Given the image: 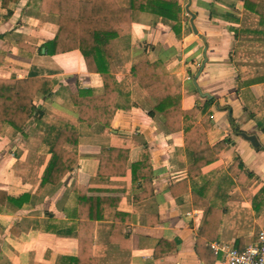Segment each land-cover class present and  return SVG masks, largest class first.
<instances>
[{"label": "crops", "instance_id": "crops-1", "mask_svg": "<svg viewBox=\"0 0 264 264\" xmlns=\"http://www.w3.org/2000/svg\"><path fill=\"white\" fill-rule=\"evenodd\" d=\"M243 2L191 0L200 37L189 16L175 34L174 21L143 13L128 37L112 41L119 79L135 62L159 59L181 86L182 107H197L198 120L210 115L209 143L225 146L197 185L239 164L252 175L229 195L219 238L206 243L201 259L195 243L208 202L171 189L186 178L182 133L167 134L133 87L131 104L117 109L109 127L79 123L70 95L99 88V76L85 70L77 51L39 53L57 16L33 0H0V82L42 77L52 85L34 99L27 137L12 128L0 134V264H222L210 246L238 250L257 241L264 205L255 211L251 204L264 186V22ZM57 122L77 128V166L60 184L40 185L49 157L37 151L39 127ZM5 195L12 201L3 202Z\"/></svg>", "mask_w": 264, "mask_h": 264}, {"label": "trees", "instance_id": "trees-1", "mask_svg": "<svg viewBox=\"0 0 264 264\" xmlns=\"http://www.w3.org/2000/svg\"><path fill=\"white\" fill-rule=\"evenodd\" d=\"M33 3L40 12L58 18L54 37L38 47L39 53L58 55L77 51L85 70L100 78L99 88H82L70 95L79 123L88 126L102 123L109 127L117 109L131 104L133 87L150 108L148 115L157 117L167 134L182 133L186 178L171 189L194 192L208 202L195 243V251L202 259L206 243L219 238L218 231L227 211L225 205L229 195L236 186L246 185L252 175L244 172L242 164H239L231 173L221 170L209 178L204 177L203 182L197 185L195 181L203 176V168L216 162L225 146L223 141L215 145L209 143L212 130L210 115L198 120L197 107H182L181 86L159 59L135 62L119 79L112 47V41L131 34L132 23L137 22L143 13L174 21L173 31L178 34L182 22L188 21L181 0H129L127 7L119 5L118 0H33ZM85 5L86 9L81 8ZM243 8L258 15L261 24L264 22V0H244ZM51 88V80L42 77L0 82V134L12 128L20 136L27 137L35 112L34 99L37 95L46 96ZM39 128L43 139L37 151L49 157L40 185L49 183L56 186L77 166V128L65 122L42 123ZM137 163L143 166L142 162ZM136 167L137 164L131 165L132 172ZM22 198V202L28 199L27 196ZM5 200L12 201L6 195L3 202ZM251 205L255 211L264 205V186L254 195ZM239 242L242 240H234L237 248ZM242 250L238 248V251Z\"/></svg>", "mask_w": 264, "mask_h": 264}, {"label": "built area", "instance_id": "built-area-1", "mask_svg": "<svg viewBox=\"0 0 264 264\" xmlns=\"http://www.w3.org/2000/svg\"><path fill=\"white\" fill-rule=\"evenodd\" d=\"M213 255H220L222 264H264V232L258 233L257 241L242 251L227 244L210 246Z\"/></svg>", "mask_w": 264, "mask_h": 264}, {"label": "water", "instance_id": "water-1", "mask_svg": "<svg viewBox=\"0 0 264 264\" xmlns=\"http://www.w3.org/2000/svg\"><path fill=\"white\" fill-rule=\"evenodd\" d=\"M190 4L191 0H187V3L184 7L186 14L189 16L190 31L194 36L200 37L194 24L195 14L190 10Z\"/></svg>", "mask_w": 264, "mask_h": 264}]
</instances>
